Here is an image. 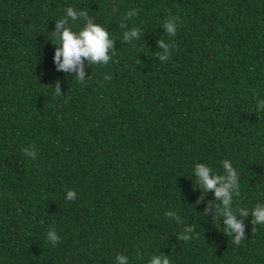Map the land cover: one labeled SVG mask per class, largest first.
I'll return each mask as SVG.
<instances>
[{"label": "trees", "instance_id": "16d2710c", "mask_svg": "<svg viewBox=\"0 0 264 264\" xmlns=\"http://www.w3.org/2000/svg\"><path fill=\"white\" fill-rule=\"evenodd\" d=\"M70 6L115 41L107 65L85 62L84 85L56 71L48 36ZM129 10L138 14L125 19ZM170 17L174 37L162 27ZM132 27L140 38L125 43ZM160 40L173 45L163 62ZM260 98L264 0H0V264H114L118 253L129 264L160 253L171 264H264V226L249 215L234 243L221 217L203 216L214 196L193 176L196 163L222 174L230 160L233 209L264 203ZM33 147L35 160L23 151Z\"/></svg>", "mask_w": 264, "mask_h": 264}, {"label": "clouds", "instance_id": "9594fccd", "mask_svg": "<svg viewBox=\"0 0 264 264\" xmlns=\"http://www.w3.org/2000/svg\"><path fill=\"white\" fill-rule=\"evenodd\" d=\"M137 11L129 10L125 19L135 17ZM83 21V27L79 30L74 29V24L77 21ZM178 18L170 17L163 24V30L174 37L177 32ZM123 28L127 29V25L123 24ZM141 35V30L137 27H132L124 31L123 40L125 43H132L138 40ZM49 39L54 46L53 64L56 71L65 74L73 75L78 84H86L89 76L85 71V62L88 65H107L111 59L116 55L114 50L115 41L110 38V33L102 25L95 23L89 17L88 13L83 10H77L73 7L64 9V16L55 22L54 31L48 34ZM173 45L166 43L164 40L158 42V48L162 51L157 53V58L163 62L169 59ZM111 51V55L109 54ZM105 80H110V76H105ZM55 90L56 96H63L61 93L60 82L57 81L52 88ZM258 110H264V98L257 100ZM24 154L26 157L36 158V151L25 148ZM223 173L217 171L205 163H196L193 168V176L195 177L196 187L202 193H212L214 201H209L208 206L202 213L203 216L212 214L213 221L216 222V217H221L223 225H225L223 232L233 238L234 243L239 244L245 238L246 226L244 218L249 215L252 216L251 224L264 226V203H257L251 211L244 207L233 209L234 197L239 195V176L237 170L233 167L230 160L221 161ZM65 199L67 201H75L77 193L74 190H67ZM204 196L200 197L201 202ZM165 215L169 218L175 219L180 223V217L168 211ZM194 232L193 226H187L184 233L179 237L184 241L190 239ZM47 240L53 245H57L61 241V237L57 232L49 230L47 233ZM138 258H142V254L137 253ZM114 264H129V258L123 254H116ZM147 264H171L169 255L160 253L153 255L148 260Z\"/></svg>", "mask_w": 264, "mask_h": 264}]
</instances>
